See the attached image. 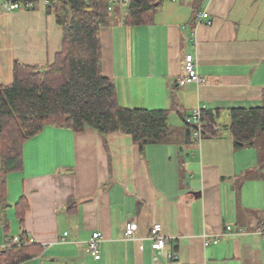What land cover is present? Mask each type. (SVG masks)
Here are the masks:
<instances>
[{
    "label": "crops",
    "instance_id": "obj_1",
    "mask_svg": "<svg viewBox=\"0 0 264 264\" xmlns=\"http://www.w3.org/2000/svg\"><path fill=\"white\" fill-rule=\"evenodd\" d=\"M46 6L1 9L0 85L13 84L15 61L44 67L61 52L63 28ZM202 10L211 25L197 23ZM101 42L103 74L121 106L176 104L169 123L181 131L194 110L219 112L222 136L186 143L175 135L141 150L122 133L47 127L26 142L23 170L7 176L6 192L18 193L10 218L0 201V248L25 233L43 252L22 264H264V136L236 151L227 129L232 109L264 107V0L165 1L149 24L115 16ZM187 54L206 84H179ZM23 197L29 208L20 223ZM130 222L137 240L126 237ZM155 224L168 241L161 254L149 239ZM96 232L99 259L86 251Z\"/></svg>",
    "mask_w": 264,
    "mask_h": 264
},
{
    "label": "trees",
    "instance_id": "obj_2",
    "mask_svg": "<svg viewBox=\"0 0 264 264\" xmlns=\"http://www.w3.org/2000/svg\"><path fill=\"white\" fill-rule=\"evenodd\" d=\"M21 1V9H32L39 0ZM165 1L131 0L126 6L123 0H47L48 15H56L60 24L59 17H66L65 25L61 24V52L44 67L15 61L13 84L0 85V200L5 197L7 176L23 170L26 142L50 126L76 134L87 129L102 136L122 133L141 150L173 142L175 135L186 143L192 141L197 128L188 122V117L183 118L182 131L169 123L176 104L163 110L123 107L115 82L102 70V28L110 26L115 16L126 26L152 23ZM218 114L202 110V139L222 136ZM227 129L236 151L256 146L264 136V107L232 109ZM28 208L27 200L21 198L17 203L20 223ZM20 241L22 245L8 240L9 245L0 248V264H22L42 254L43 248L30 243L25 233Z\"/></svg>",
    "mask_w": 264,
    "mask_h": 264
},
{
    "label": "built area",
    "instance_id": "obj_3",
    "mask_svg": "<svg viewBox=\"0 0 264 264\" xmlns=\"http://www.w3.org/2000/svg\"><path fill=\"white\" fill-rule=\"evenodd\" d=\"M47 3V0H44ZM114 1V0H111ZM173 3H178L180 1L186 0H167ZM123 3L128 6L131 3V0H123ZM23 2L21 0H0V7L4 10L8 11H16L23 7ZM28 6H31L28 4ZM113 9V5L109 7L111 11ZM197 23H205L207 25L212 24L211 15L207 10L199 11L196 15ZM179 84L184 86L187 84H195V85H204L206 84V80L200 76L198 72V63L196 58L192 54H187L184 57V68H183V75L178 80ZM201 112L202 109L198 108L193 111L191 117H189L188 122L193 123L197 130L194 132V138L196 140H201V128L204 126V122L201 119ZM226 231L228 233L233 232L232 227H227ZM137 232V225L134 223H127L126 225V237L129 240H137L136 238ZM240 232V231H239ZM260 234L264 237V231H260ZM68 234L66 233L65 236ZM149 239L152 242V249L158 253H163L164 249L166 248L168 241L165 236L162 235V226L160 224H155L152 226L150 231ZM205 245H210V241L208 240L207 235H204ZM12 242L16 244L22 245L20 238L16 237L12 239ZM32 243V239L29 240ZM101 242H102V235L99 232L93 233L92 237L87 242V253L94 259H99L101 257ZM213 244H218L219 240L215 239ZM9 244L8 242L5 244L4 247H7ZM140 249L144 250V244L140 245ZM173 259L172 255L169 257Z\"/></svg>",
    "mask_w": 264,
    "mask_h": 264
},
{
    "label": "rangeland",
    "instance_id": "obj_4",
    "mask_svg": "<svg viewBox=\"0 0 264 264\" xmlns=\"http://www.w3.org/2000/svg\"><path fill=\"white\" fill-rule=\"evenodd\" d=\"M173 120V119H172ZM264 141L262 140V141H260V145L263 147L264 146ZM263 150H264V148H262ZM23 161H24V159H23ZM0 165H1V161H0ZM55 166V165H54ZM56 166H57V164H56ZM18 193V191H11V194L10 193H5V197H4V200L2 201V200H0L1 201V205L2 204H4V211L6 210V211H9V218H10V216L13 214L14 215V213H15V208H14V205H13V203H12V199L13 198H15L16 197V194ZM9 194H10V196H9ZM10 197H11V199H10ZM14 202V201H13ZM10 206V207H9ZM11 206H13V207H11ZM3 218H4V215H3ZM4 220H6L5 218L3 219V223H4ZM8 236L9 237H12L13 235H12V227H10V229H9V233H8ZM9 237H8V239H9Z\"/></svg>",
    "mask_w": 264,
    "mask_h": 264
},
{
    "label": "water",
    "instance_id": "obj_5",
    "mask_svg": "<svg viewBox=\"0 0 264 264\" xmlns=\"http://www.w3.org/2000/svg\"><path fill=\"white\" fill-rule=\"evenodd\" d=\"M59 19L61 21V24L62 25H65V23H66V17L62 15V16L59 17ZM181 150H182V148H181Z\"/></svg>",
    "mask_w": 264,
    "mask_h": 264
}]
</instances>
